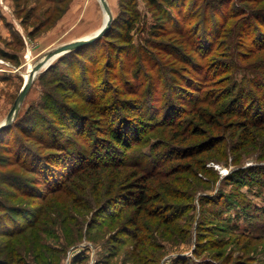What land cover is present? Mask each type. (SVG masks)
Segmentation results:
<instances>
[{"label":"rangeland","instance_id":"374dc122","mask_svg":"<svg viewBox=\"0 0 264 264\" xmlns=\"http://www.w3.org/2000/svg\"><path fill=\"white\" fill-rule=\"evenodd\" d=\"M93 1L0 0V125L47 51L104 25ZM171 1L107 4L34 73L0 128V264H264V18H242L264 0ZM122 120L142 142L115 141Z\"/></svg>","mask_w":264,"mask_h":264},{"label":"trees","instance_id":"16d2710c","mask_svg":"<svg viewBox=\"0 0 264 264\" xmlns=\"http://www.w3.org/2000/svg\"><path fill=\"white\" fill-rule=\"evenodd\" d=\"M165 2H167V3H170V4H172V1L171 0H165ZM170 4H169V6H170ZM263 10V12H264V9H262ZM242 18H244V17H247L245 20H246V24H247V26L249 27V28H251L252 27V22L250 21V20H248V18H251V19H253V20H260V19H262V18H264V13L260 16V15H255L254 14V11L253 10H248V11H243L242 12ZM205 42H206V40H205ZM203 43V42H202ZM146 47H148V48H150L151 47V45L150 44H148L147 43V45H146ZM252 83H253V81H252ZM255 85V84H254ZM255 91H258L259 89H261L262 87H259V86H257V85H255ZM239 89H237V91H238ZM259 105V104H258ZM214 107V106H213ZM94 109H95V106H94ZM105 112V111H104ZM212 112L214 113V115L215 116H220V114L221 113H223L221 110H218L216 107H214L213 108V110H212ZM208 114V112H200V116L199 115H197L196 116V118H195V120H193V122L194 121H198L199 122V124H204V125H206V126H208L209 128H211V130H213V129H217L218 128V126H219V121L218 120H216V121H214L213 123H207V122H205V120H206V116L205 115H201V114ZM229 114V113H228ZM256 114V113H255ZM94 116H98V114L96 113ZM199 116V117H198ZM253 116V115H252ZM260 116V114L258 113L257 114V116L256 115H254V117H259ZM262 117H261V119H256V120H253V122H250V124H249V126L251 127V128H253V129H256L257 127V124L258 123H260V122H262V121H264L263 119H264V114L263 115H261ZM198 117V118H197ZM113 124L115 123L114 121L112 122ZM113 124H111V125H113ZM194 124H192V126H193ZM120 127V128H119ZM119 131H115V141H118V144L119 145H123V146H125L127 143H133V144H137V143H139V142H142L143 141V137H141V135L139 136V133L138 132H136V130L132 127V124H131V122H128L127 120H122V121H119ZM111 128V127H110ZM121 128H126L127 129V132H124V131H122L121 130ZM243 129V128H242ZM212 143H213V141L214 140H210ZM215 142V141H214ZM218 142H220V141H218ZM201 143V142H200ZM152 144V143H151ZM159 144H161V143H159ZM201 146L202 147H204V144L203 143H201ZM153 146H151L150 145V149L152 148ZM201 147V148H202ZM188 148V147H187ZM196 149V148H195ZM206 151V148L204 147V148H202V150L201 151ZM107 151H109V148H106V149H103V151H102V153H104V152H107ZM207 151H211L210 149H207ZM192 153V152H191ZM191 153H186V155H183V158L184 157H186L187 155L189 156V158L190 157H192V154ZM99 154V153H98ZM159 154H160V151H159ZM159 154H157V155H153V154H150V155H144V156H142V159H136V160H131V161H129L128 159H126V158H122V159H120L119 158V156H118V153H117V151L116 150H113V151H109V152H107V155L109 156V157H111V155L113 156V162H115V161H117V159H119L120 161L118 162V163H121V164H119L120 166L121 165H131V166H134L135 168L137 167L138 168V170H142L143 172H145L144 174L145 175H150V176H152L153 174H155L156 173V171H157V168L160 166V164H155L154 166H156V169H154L152 166H149V165H147V166H139V164H138V161L137 160H139L140 162H142V164H144V165H146V164H148L149 162H151L152 160H155L156 159V157H158L159 156ZM182 154H178V153H176V156H177V158H180V156H181ZM130 158V157H129ZM132 159V158H131ZM143 160V161H142ZM104 162H106V161H104ZM110 163H112V162H110ZM147 171V172H146ZM148 197V195H143V193H142V191L138 188V191L136 192V193H132V194H130V195H127V196H125V198L126 199H128L129 201H127V203H128V205H130V206H134V205H136V206H142V203L144 202V200L143 199H146ZM155 200H157V199H155ZM126 203V202H125ZM134 227H135V229L133 230V231H127V232H125L124 233V235H129L130 237H133L134 239L136 238V237H138V235H137V232L138 231H141V228L140 227H138L137 225H135V223H134Z\"/></svg>","mask_w":264,"mask_h":264},{"label":"water","instance_id":"95a60500","mask_svg":"<svg viewBox=\"0 0 264 264\" xmlns=\"http://www.w3.org/2000/svg\"><path fill=\"white\" fill-rule=\"evenodd\" d=\"M99 2L101 3L102 5V8L107 16L106 18V21L104 23V25L96 32L94 33L92 36L90 37H86V38H83V39H79V40H76V41H72V42H69V43H65V44H62L60 46H57L49 51H47L45 53V55L43 56V58L38 61L36 64H34V66L32 67V69L30 70L29 74H28V78L25 82V84L20 88L16 98L14 99L13 101V104L10 108V110L8 111L7 115H6V122L5 124H8V122L10 121L12 115H14L18 109V105L20 104V102L22 101L24 95L26 94V92L28 91L30 85H31V82H32V78H33V75L36 71H38L39 69H41L45 64L46 62L51 59V58H54L56 56H59L60 54H62L63 52H66L72 48H75L79 45H82V44H85V43H89V42H92L94 39H96L97 37H99L102 32L108 27L109 25V21L111 20V13H110V10L107 6V3L105 0H99ZM5 124L3 125H0V128L2 126H4Z\"/></svg>","mask_w":264,"mask_h":264},{"label":"crops","instance_id":"0c3cea01","mask_svg":"<svg viewBox=\"0 0 264 264\" xmlns=\"http://www.w3.org/2000/svg\"><path fill=\"white\" fill-rule=\"evenodd\" d=\"M105 1H106V3L108 5L114 4V2H115V0H105ZM36 4L37 3H33V5H36ZM88 4H90V7H91V5H93L95 3H94L93 0H88ZM86 8H87V6H86ZM86 8L81 10V8L78 6V3L76 1L75 2H70L69 3V9L66 12V16L64 18H67V19H70V20H73V21L81 20V18L84 16V13L87 11V10H85ZM10 15H11V13H10ZM90 19H92V18H90Z\"/></svg>","mask_w":264,"mask_h":264}]
</instances>
